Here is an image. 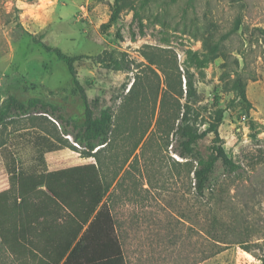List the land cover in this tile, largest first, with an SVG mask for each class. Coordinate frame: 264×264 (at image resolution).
<instances>
[{
    "label": "rangeland",
    "instance_id": "obj_1",
    "mask_svg": "<svg viewBox=\"0 0 264 264\" xmlns=\"http://www.w3.org/2000/svg\"><path fill=\"white\" fill-rule=\"evenodd\" d=\"M48 48L87 57L76 63V77ZM96 58L121 60L130 69L118 71ZM187 72L199 122L227 110L217 132L199 141L189 160L177 154L174 134ZM75 78L97 116L114 109L110 145L87 157L53 117L16 118L0 129V192L10 186L14 160L50 171L98 164L128 264H261L264 0H0V112L12 97L39 99L83 123L86 107ZM166 91L174 107L160 122ZM38 136L64 146L46 153L44 165ZM217 147L236 168L218 158L209 188L199 196L196 159L217 157ZM48 199L38 191L23 201L22 211ZM0 264H17L1 244Z\"/></svg>",
    "mask_w": 264,
    "mask_h": 264
},
{
    "label": "trees",
    "instance_id": "obj_2",
    "mask_svg": "<svg viewBox=\"0 0 264 264\" xmlns=\"http://www.w3.org/2000/svg\"><path fill=\"white\" fill-rule=\"evenodd\" d=\"M238 29L236 28L235 31ZM48 49L67 64L74 77H76V63L87 58L69 56L60 49ZM96 61L118 71L130 69L121 60L114 58L109 60L96 58ZM203 63L204 61L201 62ZM163 73L169 89L171 88L169 76L164 69ZM75 81L86 107L83 123L69 120L63 115L60 107L45 104L39 99H31L28 103H23L12 97L6 110L0 112V129L16 118L51 116L60 124L61 134L69 136L73 143L82 149L84 156L98 157L100 152L110 145L115 125V111L113 108H106L97 116L86 91L76 78ZM235 89L242 91L244 86L241 82H237ZM180 96L186 102L182 106L176 102L179 111L177 119L179 124L174 129L178 145L176 151L181 158L189 160L194 155V146L208 134L217 132L227 110L219 108L215 112L214 120L199 122L200 114L192 105L197 98V91L193 76L189 73L186 76V91L181 89ZM158 97L159 92L154 105L159 103ZM172 99L168 91L161 96L160 122L168 108L174 107ZM205 125L207 128L203 130L202 127ZM36 141L39 146L45 147L39 149V157L43 165L46 153L64 147L60 141L50 140L48 136H38ZM64 141L76 149L68 139ZM216 151L217 157L207 160L196 159L194 187L199 196H204L209 188L218 158H222L232 169L236 168L221 147H217ZM8 173L10 186L0 192V244L17 264H62L87 226L80 242L72 249L64 264H127L117 234V222L104 202L110 188L98 164L50 171L46 167L24 168L14 160L8 166ZM41 189H46L48 192V201L29 211L23 208L21 212V202ZM48 232L53 233L55 238L45 240ZM44 247L50 249V253L43 252ZM92 248H102L103 254L89 255L88 250ZM261 261V264H264V257Z\"/></svg>",
    "mask_w": 264,
    "mask_h": 264
},
{
    "label": "crops",
    "instance_id": "obj_3",
    "mask_svg": "<svg viewBox=\"0 0 264 264\" xmlns=\"http://www.w3.org/2000/svg\"><path fill=\"white\" fill-rule=\"evenodd\" d=\"M41 190H43L44 193H46V196L48 195V197H49V194H48V192L46 191V189H41ZM41 190H39V191H41ZM36 193H37V192H36ZM22 203H23V201L21 202V208H22ZM21 212H22V210H21ZM111 213H112V215H113V212H112V211H111ZM87 227H88V226H87ZM87 227H85L84 231H83L82 234L80 235L78 241L75 243V245L73 246V248L78 244V242H80V240H81V238H82L84 232L86 231ZM117 234H118V232H117ZM53 238H55V236H54V234L51 233V232H48V233L46 234V236H45V240H47V241L52 240ZM73 248H72V249H73ZM72 249H71V251H72ZM42 250H43V252H45V253H47V252L50 253V249H48V248H46V247H44ZM71 251L69 252V254L71 253ZM85 251H86V253H87V250H85ZM88 253H89V255H93V256H94V255H97V254L102 255V254H103V249H102V248H92V249H89V250H88ZM69 254H68V255H69ZM68 255H67V257H68ZM67 257H65V259H64V261H63L62 264H64V262H65V260H66ZM125 258H126V257H125ZM126 261H127V259H126ZM127 264H128V262H127Z\"/></svg>",
    "mask_w": 264,
    "mask_h": 264
}]
</instances>
